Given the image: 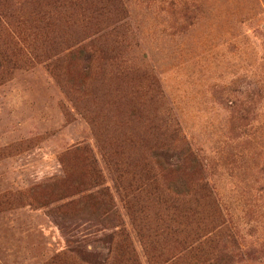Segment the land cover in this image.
Returning <instances> with one entry per match:
<instances>
[{"label": "rangeland", "instance_id": "1", "mask_svg": "<svg viewBox=\"0 0 264 264\" xmlns=\"http://www.w3.org/2000/svg\"><path fill=\"white\" fill-rule=\"evenodd\" d=\"M0 5V264H264V0Z\"/></svg>", "mask_w": 264, "mask_h": 264}, {"label": "trees", "instance_id": "2", "mask_svg": "<svg viewBox=\"0 0 264 264\" xmlns=\"http://www.w3.org/2000/svg\"><path fill=\"white\" fill-rule=\"evenodd\" d=\"M3 7L5 9H8L7 8L8 6L7 7L3 6ZM6 25L10 27V23L8 22V18L5 17L4 12L2 10V7L0 5V34L5 35L6 41H10L9 40L10 36L7 33ZM6 44H9V43L6 42ZM4 52H5L4 50H1V53H0V74L2 76H3L2 71L4 73H6L5 68H6V66H8L6 63V62H8V60H7ZM77 152H79L80 154L86 155V157L89 159V168L90 169L88 171L87 177L82 178L81 180H79L76 183H73V184L70 183V185H68L67 188H65L62 191L63 197L65 196V198L66 197L67 198H69V197L75 198L74 200L68 201V203L64 205V208L76 210L78 207H82L85 205H93V204L96 205L97 204L100 206L99 210H101V215H100L101 217L102 216L108 217V213H109V214H111V220H115V214L116 213L113 212V206L111 207V205H113V201H112L107 189H105V187H103L102 179L97 172L96 165H95L94 161L90 157L89 151L87 150V148L83 147V148H79L77 150ZM109 207H110V209H108ZM211 245H213L212 240H207L203 244H201L200 246L209 247ZM113 248H114V250H111L109 252L108 256L103 261H99L96 263H89V264H116L117 260L116 261L114 260L113 252L116 254L118 252V250H120V244L114 243ZM122 250H123V248H122ZM215 250H216L215 248L210 247L208 251H210L211 253H214ZM204 255H205V253L201 252V255L199 258H203ZM195 257H196V254H195ZM67 258L68 257L65 256V257H63V260L58 259L57 261H59L62 264H67ZM225 258H226L225 256H224V258L222 256H220V257H215V259L210 257V258L191 260L192 259V255H191V257L188 260L179 257V264H191L192 261H193V264H228L229 259H225ZM83 262L87 263L86 261H83Z\"/></svg>", "mask_w": 264, "mask_h": 264}]
</instances>
